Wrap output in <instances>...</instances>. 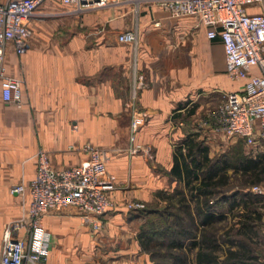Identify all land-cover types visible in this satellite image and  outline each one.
<instances>
[{
	"label": "crops",
	"instance_id": "crops-1",
	"mask_svg": "<svg viewBox=\"0 0 264 264\" xmlns=\"http://www.w3.org/2000/svg\"><path fill=\"white\" fill-rule=\"evenodd\" d=\"M130 6L75 14L59 0H45L30 21L27 52L18 56L8 48L6 74L22 81L23 105L3 102L0 89V252L4 227L21 213L10 188L33 179L37 151L47 153L53 168L66 169L88 158L82 148L90 144L108 154L107 171L115 178L108 197L115 206L97 235L81 225L74 207L47 215L49 264H84L87 258L79 262L76 252L93 242L106 246L107 264L147 263L139 243L143 219L126 206L143 207L158 201L159 191L182 186L170 171L175 147L189 135L185 119L196 114L204 60L209 88L241 89L244 81L222 83L215 73L228 79L222 45L206 39L196 17H175L148 3L133 6V13ZM135 26L136 77L143 87L133 100V48L117 36ZM136 118L141 122L133 130ZM260 142L264 146L259 138L255 146Z\"/></svg>",
	"mask_w": 264,
	"mask_h": 264
},
{
	"label": "built area",
	"instance_id": "built-area-1",
	"mask_svg": "<svg viewBox=\"0 0 264 264\" xmlns=\"http://www.w3.org/2000/svg\"><path fill=\"white\" fill-rule=\"evenodd\" d=\"M45 0H7L0 2V89L3 102L21 108L22 81L6 74L8 48L18 56L28 50L30 21ZM75 14L118 6L124 2L136 10L141 4H156L172 16L196 17L205 28V37L218 39L222 45L225 73L229 80L244 81L239 91L230 92L209 120L227 138H239L249 146L257 139L264 143V0H59ZM118 42L133 48V82L131 97H137L143 82L137 80V28L120 32ZM141 119L131 123L135 130ZM134 136H131V141ZM82 150L88 158L66 169L51 166L47 153L39 149L35 155L36 170L28 185L24 182L10 188L21 200L19 218L6 224L2 234L0 264H49V236L44 218L67 207L78 211L81 225L98 232L103 228L105 212L115 206L109 199L114 176L108 173L107 152L90 144ZM138 148H131L132 155ZM253 191L264 196V186ZM29 198V202L27 199ZM130 208H140L133 203Z\"/></svg>",
	"mask_w": 264,
	"mask_h": 264
},
{
	"label": "trees",
	"instance_id": "trees-1",
	"mask_svg": "<svg viewBox=\"0 0 264 264\" xmlns=\"http://www.w3.org/2000/svg\"><path fill=\"white\" fill-rule=\"evenodd\" d=\"M206 150L192 135L186 136L175 147L170 174L182 186L157 193V199L168 200V209L164 212L144 210L148 217H158L159 222L153 223L150 228L142 227L139 233L141 246L150 251L155 248V242L165 241L167 237L165 248L176 251L168 253L173 264H261L246 244L257 236L255 220L260 218L254 204L258 198L239 192L219 196L222 195L221 189L228 184L230 170L253 176V184L260 182L261 172H264V155L248 159L237 153L234 158L223 155L211 159ZM223 204L228 205L229 213L240 205L244 207L237 233L245 240L231 243L236 246L235 250L221 248V241L214 230L215 225L226 217L219 208ZM185 245H190L187 247L191 249L198 247L194 260L188 258ZM161 246L165 245L161 242ZM221 250L223 255L219 254Z\"/></svg>",
	"mask_w": 264,
	"mask_h": 264
},
{
	"label": "rangeland",
	"instance_id": "rangeland-1",
	"mask_svg": "<svg viewBox=\"0 0 264 264\" xmlns=\"http://www.w3.org/2000/svg\"><path fill=\"white\" fill-rule=\"evenodd\" d=\"M126 3V2H124ZM130 3H128L129 6ZM116 6H110L103 9H98L90 12H98V11H106L115 8ZM130 10L134 13L136 10L134 9L133 5L130 7ZM136 13V12H135ZM114 19V18H113ZM97 26V25H96ZM134 28H137L135 26ZM133 28V29H134ZM124 30V29H121ZM120 43V42H119ZM122 44V43H120ZM205 46H212V44H209V42L205 39L204 40ZM214 50H218L221 52V49L215 46H212ZM133 54L132 53V60L133 61ZM198 62L200 60L198 59ZM206 60H204V77H203V84L200 83V76L198 74V82H199V88L197 89V99L194 101V110L196 111V114L194 115L193 119H185L187 123V132H189V135H192L194 139L201 143L203 147H205L207 150V154L211 159L221 158L223 155L229 156L230 158H234L237 153L242 154L248 159L257 158V156L264 155V146L261 145L262 142L258 143L257 146H249L243 142V140L239 138H227L223 133H221L216 125L209 120V117L211 114L218 108V106L222 103V101L225 99V95L229 92V89H225L222 84L217 88H209V77L207 74L208 69ZM210 67V66H209ZM216 74H219V78L223 82H232L231 80L227 79L223 73L215 72ZM188 135V134H187ZM132 136V135H131ZM130 136V138H131ZM130 151V150H129ZM229 180L227 186L223 187L221 189L222 195H233L236 192L239 193H249L253 197H257L258 201L255 202L254 206L257 211V215L259 216V220H255V229L257 231V236L252 241H246L247 246H249L253 253L258 257V260L261 264H264V199H261L260 197H264L263 195L257 194L253 191L254 186H264V172H261L262 180L256 184H253L252 181L254 180V177L251 175H245L242 172H233L230 170L228 172ZM177 188H180L179 186H176ZM175 187V188H176ZM168 200L166 198L158 199V201H154L150 204H147L145 206L137 209L130 208L129 205L133 204H127L128 210H134L138 212L139 215H141L143 219L142 227L150 228L153 223L159 222L158 217H155V215H152L148 217L145 212H164L168 209ZM221 211H223L226 215V217L219 221L215 227L214 230L216 232V237L219 241H221V248L224 250L227 247H231L233 250L236 249V246L231 243H236L238 240H245L242 239L240 235H238V228L240 226V216L243 214L244 207L243 205H240L233 209L230 213L228 212V205L223 204L221 207H219ZM144 210H146L144 212ZM21 214V213H20ZM20 216V215H19ZM18 216V218H19ZM17 219V218H16ZM15 220V219H14ZM44 224V222H43ZM140 229V231H141ZM95 235L99 234L98 232H94ZM159 240V239H158ZM157 241V240H156ZM93 242V241H91ZM161 242L165 246H161ZM140 243V239H139ZM153 243V242H152ZM168 244V238H165V241H157L155 242V248H151L150 251H146L142 248L140 243L141 251L144 252L147 257L148 261L145 264H173L172 261L168 258V253H175L176 251L172 250L169 251L166 249V245ZM190 246V245H187ZM186 245L185 251H187V256L190 260H194L195 253L197 252L198 247L196 248H188ZM91 248H87L88 255H85L86 252L84 250H79L76 252L77 258L79 262H83L85 258H87L86 262L84 264H107V258L105 257L104 252L106 251V246L102 243L97 242V244L91 243L89 245ZM86 253V254H87ZM220 255H223V250L219 251ZM223 257V256H222ZM82 260V261H81ZM83 264V263H82Z\"/></svg>",
	"mask_w": 264,
	"mask_h": 264
}]
</instances>
